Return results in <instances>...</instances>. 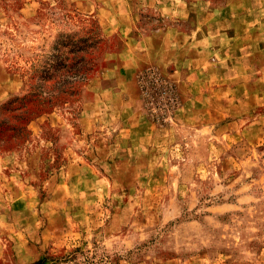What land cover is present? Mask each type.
<instances>
[{
  "label": "rangeland",
  "instance_id": "1",
  "mask_svg": "<svg viewBox=\"0 0 264 264\" xmlns=\"http://www.w3.org/2000/svg\"><path fill=\"white\" fill-rule=\"evenodd\" d=\"M138 1L0 0V103L57 39L98 38L75 93L0 144V264H264V0L233 23L256 52L235 75L142 42L177 22L119 14Z\"/></svg>",
  "mask_w": 264,
  "mask_h": 264
},
{
  "label": "crops",
  "instance_id": "2",
  "mask_svg": "<svg viewBox=\"0 0 264 264\" xmlns=\"http://www.w3.org/2000/svg\"><path fill=\"white\" fill-rule=\"evenodd\" d=\"M252 1L224 0L213 5L207 0H139L128 7L116 5L119 14L130 20L136 14L134 10L142 8L156 9L160 16L175 20L176 24L146 34L142 42L148 39L158 51L166 47L171 61L179 63L182 70L194 75L207 65L235 75L251 70L254 62L256 52L250 47V34L245 27L237 34L232 31L234 25L238 27L251 18ZM211 21L216 26L211 28ZM234 21L239 23L233 25ZM183 23L190 24L189 28ZM158 51L156 55H160Z\"/></svg>",
  "mask_w": 264,
  "mask_h": 264
},
{
  "label": "trees",
  "instance_id": "3",
  "mask_svg": "<svg viewBox=\"0 0 264 264\" xmlns=\"http://www.w3.org/2000/svg\"><path fill=\"white\" fill-rule=\"evenodd\" d=\"M97 43L98 38L94 34L78 37L69 44L62 43L60 39L55 41V54L49 58L53 63L46 62L45 69L37 71L35 83L25 93L0 103V144L9 143L16 135L22 134L33 114L50 112L48 109L61 102V97L68 98L75 93V85L88 70L85 56L96 48ZM63 48H68L67 54L71 55L69 60ZM161 80L164 81L154 74L153 81H150L160 83ZM47 81H52L49 91L44 90ZM169 89L173 91L171 86Z\"/></svg>",
  "mask_w": 264,
  "mask_h": 264
}]
</instances>
